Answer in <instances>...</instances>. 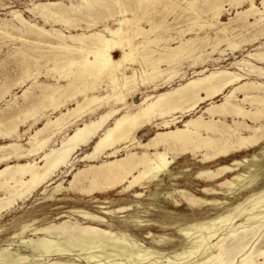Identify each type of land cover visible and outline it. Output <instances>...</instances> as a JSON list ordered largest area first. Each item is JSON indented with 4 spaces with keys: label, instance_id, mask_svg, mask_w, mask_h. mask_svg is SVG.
<instances>
[{
    "label": "bare ground",
    "instance_id": "bare-ground-1",
    "mask_svg": "<svg viewBox=\"0 0 264 264\" xmlns=\"http://www.w3.org/2000/svg\"><path fill=\"white\" fill-rule=\"evenodd\" d=\"M80 1L82 5L78 8L72 5L71 11L92 4V0ZM114 1L117 4L122 2ZM133 1L138 11L136 13L150 24L149 30L134 28V23L129 27L138 16L134 18L131 14L134 19L126 17L132 11L124 8L120 11L122 18H114L116 15L106 18L112 26L103 30L68 37L60 33L61 36H57L61 41L69 38L78 43L79 48L76 49H79L81 56L61 64L64 67L60 69V75L68 80L67 85L54 87L46 99L40 98L43 103H47L43 109H51V115L57 114L54 118L43 109L40 111L33 104H28L32 107H25L29 110L23 112L24 118L13 115L7 120L4 118V121L0 119V137L12 141L0 146V166L3 167L0 169V217L18 201L28 200L44 186L47 188L56 184L55 178L59 177L63 169H66L65 177L72 176L67 188L69 191L77 189L90 194L97 187L96 191L102 193L118 188H122V192H131L157 182L162 175L171 176L170 167L180 155H185L186 149H191L193 159L199 158L201 153L203 159L199 162L206 165L259 148L260 156L254 153L251 159L234 160L231 165H222L216 169L204 168L198 173L197 177L207 184L224 179L216 186L205 187L202 192L206 195L224 192L232 197L241 196V199L237 198L236 202L226 207V201L201 198L187 190L175 189L173 193H168L166 200L176 206L186 203L192 209L213 207L214 210L226 207L211 218L184 220L185 223L178 227L182 241L178 247L172 248L167 247V243L171 242L168 238L154 235L151 228L142 238L128 233L129 226L139 230L154 225L152 221L139 218L126 220L127 228L114 230L113 225H108L104 218L96 214L73 210L70 214L82 217L85 223L69 219L58 224H25L19 235L1 241L0 264H264V186H259V181L264 177L261 164L264 162V122H259L261 118L264 120V67L255 63L264 64V0L261 2L262 7H258L254 0ZM246 3L249 5L240 11V7ZM225 4L233 5L237 12L231 23L222 25L221 16L226 11ZM63 6L60 2H46L34 5L29 10L43 19H50L63 15L67 11L63 12ZM157 7L166 11L178 8L187 17L188 12L198 14L205 9L209 11L211 19L209 25H206L208 29L214 30V39L210 44L211 51L206 54L207 59L203 57L208 43L204 46L205 41L200 39L202 43L195 46V37L184 38L183 32L186 29L183 28V32H178L184 35L176 32L178 36L166 39L163 45L162 42L158 44L160 40L154 37L156 39L148 40L147 45H142L138 51L134 40L140 36L146 37L160 28L153 22L162 11L158 12ZM193 14L190 17L194 18ZM181 17L184 19V16ZM14 18L32 29L36 28L35 34L42 36L49 33L28 22L21 14H16ZM187 28L190 29V26ZM236 31L242 33L235 34ZM89 40L90 44L87 45ZM172 42L176 45H172ZM224 45L226 49L221 48ZM248 45L255 46V49L247 52L241 60L229 63L227 67L209 70L205 66L214 53L220 57L212 61L219 63L224 61L228 50L231 53L242 51ZM59 46L71 48L69 43ZM114 51H120V57H113ZM186 57H191L187 69H194L192 77L188 79L186 71L180 68V61ZM134 63L138 64V68L127 66ZM57 64L54 65L57 67ZM199 66L203 67L199 69ZM127 70H131V74H127ZM102 75H105L110 88L105 95L98 92L102 88ZM176 80L184 82L171 88ZM2 86L0 91L3 90L4 94L6 86ZM141 86L146 90L142 92L144 97L141 102L135 103L128 95L136 93ZM48 87L51 88V85ZM162 89L166 90L158 93ZM29 92L25 90L24 95ZM219 97L222 100L216 103L215 99ZM202 105L207 106L192 116ZM248 106L255 109L250 110ZM106 107L105 111L100 112ZM11 112H8L9 115ZM180 117L189 118L183 122L182 127L177 126ZM228 117L232 118V124L226 122ZM29 119L33 120L30 128L42 121L44 124L35 133L29 134L28 148H24L19 143L24 135L20 134L19 129ZM247 120L256 124L250 125ZM157 121L160 122L156 124L158 130L153 137L147 142L138 139L140 131ZM72 128V132L66 134L58 145H51L54 137ZM88 147H91L90 151L81 155L80 152ZM76 162L84 163V168L76 169ZM241 167H247V172L240 173ZM236 172L232 179L225 178ZM224 188L227 190L223 191ZM63 189L62 184L58 183L53 192L45 197L52 198ZM125 209L123 207L118 211ZM222 230L226 233H221Z\"/></svg>",
    "mask_w": 264,
    "mask_h": 264
},
{
    "label": "rangeland",
    "instance_id": "rangeland-1",
    "mask_svg": "<svg viewBox=\"0 0 264 264\" xmlns=\"http://www.w3.org/2000/svg\"><path fill=\"white\" fill-rule=\"evenodd\" d=\"M254 1L258 7H262V5H261L262 0H254ZM46 2H60L61 4L64 5L62 7V8H64L63 12L65 10H67V11L64 12L63 15L50 17V19L49 18L43 19L40 16L34 14L32 11L29 10V9H32L34 7V5H37L39 3H46ZM116 2L117 1H114V0H102V1L101 0H92V4H90L91 6L90 5H88L87 7L84 6L82 9H79L78 11H76V10L71 11L72 5L77 7V8L79 5L80 6L82 5L80 0H0V38L2 37V39L0 40V88L2 85H3L2 87L6 86L5 87L6 92H4V94L2 92L3 90L0 91V97H2V98H0V100H1L0 101V111L6 112V113L3 112L4 114L2 112L0 113V116H1L0 119L1 120L4 121V118H5V120H7V119H9V117H14V116H16L17 118H22V117L24 118V116H22L24 114L23 112H25L26 110H29L32 107V106H30L32 104H33V106H36V108L38 110L41 111V109L45 108V105L47 103H43V99L41 101L40 98L42 97V98L46 99L48 94H50L53 91L54 87L59 88L60 86H66L67 85L68 80L63 79L60 75V69L62 67H64V65H61V64L67 63V61L69 59L71 60V59H74L76 57L79 58L81 56V53L78 52L79 49H76V48H79V44L72 42L71 39L66 38V37L71 36V35L91 34V33L103 30L107 26H112V24L109 23V21H107L106 18L107 19L110 18L111 15L112 16L116 15L114 18H122L123 16L120 13V11L123 10L124 8L128 9L129 12L130 11L134 12V13L130 12L129 13L130 15L127 14L126 17L130 18L133 15V17L135 16L137 18V16H138V18L136 20H134L135 22H132L129 24L130 25L129 27H131L133 25V23H134V25L137 23L138 26L133 25L132 27H134V28L143 27L145 29L148 28V30L150 29V24L147 22V20L145 19L146 20L145 21V20L141 19V17H139V14L136 13L137 10L135 8L133 0H122V2H121L122 5H121V3L117 4ZM111 4H113V5H111ZM248 5H249V3L244 4V6L240 7V11L243 7L245 8ZM133 8L135 9V11ZM157 8H158V12H159V10H162L163 12L160 11L159 12L160 14L158 13L159 15L155 16L157 21L154 18L155 21L153 19V22L157 23V25H159L158 27H160L161 29L159 28L155 32H151V34L150 33L147 34L146 37H143V36L137 37L133 43L135 46H137L138 51L142 49V45L145 46V45H147V43L149 41H152L156 38H158V40H160L158 42V44H161V42H162V45H163L164 43H166V41H165L166 39L168 40V38L176 37V36L180 35L183 32V30L181 28H183V29H186L183 32L185 35L182 33L184 35V38H192V37L194 38L195 37V42H194L195 46H197L198 43L201 42L200 39H202V42L205 41L203 43L204 46H206V44L208 43L207 46L204 48L206 53H204V57H203L204 59H207L208 55H206V54H207V52L211 51L212 47L210 44L213 42L212 40L214 39V37H213V31L214 30L210 29V28L208 29V25L210 23L209 20L211 19V17H210L211 14L208 13L209 11H207V9H205L204 11L202 10L201 12H198V14L193 12L195 15L192 12H188L187 15L188 14L189 15L187 17V16H185L186 14L184 12L182 13L181 12L182 10H180L178 8H176L177 10L174 9L175 11L173 9H171V10L167 9V11H166L165 9H162L161 7H157ZM224 8L226 9V11H224L222 16H221V24L222 25H224V23L225 24L231 23L232 20H234L236 12H237V8H235L233 5H230V4H225ZM68 9H70V10H68ZM104 9H107V10H104ZM173 11H174V13H173ZM177 12H181L182 14L178 13V14H180V16L178 17ZM204 12L206 15L204 14ZM190 13L193 14L195 17L194 18L192 16L190 17V15H191ZM16 14H21L22 17L24 19H26L28 22H30L31 24H35L36 26H38L42 30L48 31L49 33H46L42 36L35 34L34 31H36V28L32 29L31 27L26 26L23 23H21L17 18H14V17H16ZM13 15H15V16L13 17ZM175 15H177V17ZM174 16L176 19L174 18ZM181 16H184V19H182ZM66 17H67V19H66ZM133 17H132V19L135 18V17L134 18ZM161 17L163 20L161 19ZM198 17H200V19ZM177 18H178V20H177ZM190 18H192V19H190ZM60 19H61V21H60ZM173 19H175L176 21H173ZM179 19H181V20H179ZM197 19H199V20H197ZM137 20H140V21L137 22ZM170 20H172L171 23L168 22ZM183 20H184V22H183ZM186 20H187V22H186ZM177 21H179V22H177ZM251 21H253V19ZM186 23H188V24H186ZM166 24L168 25V27L164 28L165 26H167ZM206 24H208V25H206ZM187 26L188 27L190 26V29L192 27V29L190 30L189 28H187ZM203 26H205V27H203ZM114 27H117V25ZM188 29H189L190 33H189ZM179 30L182 32L179 33L178 32ZM174 31H175V33H174ZM168 32H172V33H168ZM176 32L178 33V35H176L177 34ZM60 33L64 34L66 36L65 37L66 39L64 38L65 39L64 41H61L59 39V37H57L58 35L61 36ZM159 33L162 35H163V33H165L169 37H167V35H165V34L163 35L165 37H162V35H160ZM239 33H242V31H236L235 32V34H239ZM3 34L6 38L3 36ZM158 34H159V36H158ZM154 37H156V38H154ZM207 37H208V39L206 40ZM42 39H43V41H42ZM51 40H52V42H50ZM262 41H264V38L262 39ZM154 42H156V41H153V43ZM31 43L34 46H32ZM33 43H36V44H33ZM62 43L71 44V48L65 49L63 47H60L59 45H61ZM139 43H140V45H139ZM156 43H154V44H156ZM201 43H199V44H201ZM88 44H90V40L87 41V45ZM36 45H38V46H36ZM172 45L175 46L176 43L172 42ZM53 46L56 48H54ZM49 47H52V48H49ZM47 48H49V49H47ZM221 48L226 49L227 46L224 45ZM36 49H38V50H36ZM254 49H255V46L248 45V46H244L242 51L237 50V51L231 53V51L228 50L227 53L225 54L224 61L221 60L219 63H214L212 61V59H215L216 57L217 58L220 57V55L218 53H214L209 57V61L206 63L205 66L209 70H212L214 68L227 67L229 63L233 62L234 60H241L242 58H244V56H246L247 52H250L251 50H254ZM29 50H31V51H29ZM40 50L41 51L45 50V51L40 52ZM138 51H136V53ZM69 52H71V53H69ZM54 53H55V55H54ZM39 54H40V56H39ZM67 54L70 56H68ZM26 55H27V57L28 56L29 57L27 58ZM120 55H121L120 51H114L112 54V56L116 57V58L120 57ZM65 57H66V59H65ZM32 58L34 60H32ZM43 58H45L44 61H43ZM51 58L54 61H52ZM89 58L91 59L92 56H90ZM221 59H223V58H221ZM34 61H36V64ZM50 61H52V63ZM57 62H59V63L57 64ZM190 62H191V57L190 58L186 57L180 61L181 64L179 63L181 70L183 69L188 74L187 79L189 77H192V73L194 71V69H191V70L187 69V66ZM255 63L258 66L264 67L263 63H259V62H255ZM31 64L34 65V68ZM37 64H39V65H37ZM54 64H57V67ZM20 65L23 68H21ZM127 66L131 67L132 69L138 68L137 63L129 64ZM201 67H203V66H199L198 68L201 69ZM28 68H30V69H28ZM31 68H32V70H31ZM54 70H55V72H54ZM56 70L58 73L56 72ZM131 70H127L126 73L131 74ZM24 71H26V72H24ZM27 72H29V73L27 74ZM104 76L105 75H102L100 77V84H101L100 86L102 87V88H99V91H98L100 95H105L110 90V88L107 86L108 83L106 82V79L104 78ZM125 76H126V74H125ZM20 78H21V80H20ZM183 82L184 81L179 82V80H176L171 85V88H174L178 84L183 83ZM16 83H18V84H16ZM49 85H51V88L48 87ZM51 89H52V91H51ZM25 90H27V92L28 91H30V92L27 93L26 95H24ZM163 90H166V89L158 90V93L162 92ZM145 91H146L145 87L141 86L137 90L136 93H134L133 95L130 94V95H128V97H129V99L133 100L135 103H139L142 101V99L144 97L142 92H145ZM1 93H2V95H1ZM38 93L40 95H38ZM5 94H6V96H4ZM36 95H37V97H35ZM131 96H132V98H131ZM31 98H33V100ZM221 100H222V97H219V98L215 99V102L219 103ZM10 101L11 102L13 101V102L11 103ZM29 101H32V103H29ZM44 102H46V101H44ZM28 104H30V105H28ZM41 104H44V105H41ZM23 106H24V108H23ZM26 106L27 107L29 106L28 107L29 109L25 108ZM117 106H120V105H117ZM206 106L207 105H202V107L192 116H196V114H198ZM70 107H72V106H70ZM17 108H20V109L22 108V109L20 110ZM107 108L108 107L100 110V112L105 111ZM247 108L250 110L255 109V107H253V106H248ZM23 109H25V110H23ZM11 110H12V112H11L12 114L10 113V115H9L8 112H10ZM18 110H19V112H18ZM42 111H45L46 114L48 116H50L51 118H54L57 115V114L51 115L52 114L51 109H43ZM100 112L98 111V114ZM2 114L6 117H4ZM178 115L181 116L180 114H178ZM7 116H8V118H7ZM179 119H180V122L177 124V126L182 127L183 122H185L189 118L188 117H184V118L180 117ZM159 122L160 121H157L156 123H154L155 126L152 125V126H149L145 129H143L142 131H140L138 134V139H140L143 142H147L151 137H153L156 134V132L158 130V128L156 127V124ZM226 122L229 124H232V118L231 117L226 118ZM247 122L250 125L256 124V123H253L251 120H247ZM259 122H264L263 118H261ZM32 123H33V120L29 119L26 121L25 124L21 125L20 129H19L20 134H22V135L24 134L22 139H20V141H19V143L24 148H28L29 134L35 133V131L39 128H42L43 124H44V122L42 121L39 124L30 128L29 125ZM72 130H73V128L70 129L68 132L64 131V132L60 133L59 135H57L56 137H54L52 139L51 145H58L59 142L65 137V135L71 133ZM10 143H12L11 140H9V139H3L2 140V138L0 137V146L10 144ZM90 148L91 147L84 149L83 151L80 152V154L82 155L84 153L89 152ZM180 150L184 151L185 149L181 148ZM137 151L139 152L140 150H137ZM191 153H192L191 149L190 150L186 149L185 155L183 154L182 156L181 155L179 156V158L175 161V163L170 167V175L171 176L162 175L157 182H154V183L150 184L149 186H146L145 188L138 187L131 192H122V188H118V189H112V190H109L107 192L102 193L99 190L96 191L97 187H95L96 189L94 188L95 192L93 191V193L91 192L90 194H88L86 192H80L77 189L69 191L67 188L69 187V183L72 180V176L71 177L70 176L65 177L64 172L66 171V169H63L58 174L59 177L55 178L56 184L51 185L50 187H47V188L44 186L38 192H36L31 198H29L28 200H25V201H18L7 212H4L2 214V217H0V242L5 241L9 238H14L16 235H19L22 231L21 227L25 224L35 223L36 225H44V224H47L50 222L58 224V223H61L63 221L69 220V219H72L73 222L77 221L80 223H85V220L82 217H80L78 215L70 214V211L72 212L73 210H79V211L81 210V211H87V212L96 214V215L104 218L105 221L108 222L107 223L108 225H113L114 230H119V229L124 230L125 228H127V225L125 223L126 220L131 221L133 219L139 218L140 220L152 221V222H154L153 223L154 225H151L150 227L141 228L139 230H137L135 227L133 228V227L129 226L128 228L130 229V232H128V233L133 235V236H137V237L139 236V238H142L143 236L146 235V232L148 231V229L151 228L152 233L154 235L165 236L166 238H168L171 241L170 243H167L168 248H172L173 246L178 247L180 242L182 241V238H183L178 233V229H179L178 227L185 223L184 220L191 221L195 218H198V219L211 218V217H213V214L220 212V211L221 212L224 211L226 207H228L230 204L236 202L237 198L241 199V196L232 197V196H228L227 194H224V192L223 193L220 192V194H218V195H206L205 193L202 192L205 187L216 186L219 183H222L224 181V179L222 178V179L217 180L216 182H213L211 184H207V183H205V181L202 178L197 177L198 173L201 170H203L204 168L216 169L222 165H231L234 160H241L243 158L251 159V157L254 153L257 154L258 156L261 155V154H259L260 149L256 148V149L250 150L249 152H242V153L237 154L235 156H231L229 158L221 159L220 161H216V162H212L211 164L208 163V164L204 165L203 163L201 164V162H199L200 160L203 159L201 153H199V155H198L199 158H197V159H193ZM211 153L213 154V152H210V154ZM190 160H192V161H190ZM21 163H25V162H21ZM261 164H262V169L264 170V162H262ZM84 166H85L84 163H78V162L75 163L76 169L84 168ZM1 168H3V167L0 166V169ZM245 171L247 172V167H241L239 172L245 173ZM235 174H237V172L234 174H229L225 178L226 179H232ZM58 183H61L62 188H64V189L58 193H55L54 197H52V198L47 197L46 198L45 197L46 194L48 195V194L52 193L54 188L57 186ZM259 186H264V177L259 181ZM175 189L176 190H179V189L187 190V191H190L191 193H193L194 195H196L198 197L209 199V200L217 199V200L223 201V202L226 201L227 204L225 205L226 207L217 208L216 210H214L213 207H205L203 209H192L189 206H187L186 203H185L186 205L184 203H180L181 206H176L172 202L166 200L167 194L171 193V192L173 193ZM45 190H46V193L44 192ZM226 190H227L226 188L223 189V191H226ZM87 191H89V189ZM74 192H76V193H74ZM141 193H142V195L140 197L136 196L137 194H141ZM67 194H69V195L67 196ZM82 195H84V197ZM123 207L124 208L126 207L125 211H118L120 208H123ZM23 216H24V218H23ZM225 229H226V227L223 230H225ZM223 230L221 231V233L225 234L226 231H223ZM15 240L17 241L18 239L15 238ZM149 242H151V240H149ZM259 242H261V241H259Z\"/></svg>",
    "mask_w": 264,
    "mask_h": 264
}]
</instances>
